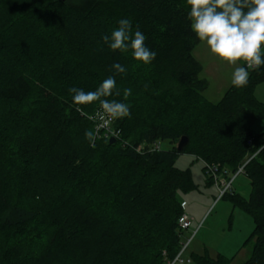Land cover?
<instances>
[{"label":"trees","instance_id":"trees-1","mask_svg":"<svg viewBox=\"0 0 264 264\" xmlns=\"http://www.w3.org/2000/svg\"><path fill=\"white\" fill-rule=\"evenodd\" d=\"M13 1L15 12H0V264L173 262L187 232L178 226L181 196L197 190L190 169L175 167L181 155L203 164L207 186L218 188L243 168L249 199L229 191L218 202L252 219L249 256L240 264H264V133L252 129L264 121L254 95L264 64L248 69L245 87L231 85L212 103L193 56L200 40L187 0ZM121 19L147 37L156 53L150 63L135 60L131 48L113 51L104 43ZM116 63L126 71L116 72ZM109 76L120 95L103 99L130 110L115 121L114 145L95 135L89 119L99 101L77 106L69 92H93ZM124 89H131L127 99ZM182 137L187 144L177 151ZM190 258L234 260L207 251Z\"/></svg>","mask_w":264,"mask_h":264},{"label":"clouds","instance_id":"clouds-1","mask_svg":"<svg viewBox=\"0 0 264 264\" xmlns=\"http://www.w3.org/2000/svg\"><path fill=\"white\" fill-rule=\"evenodd\" d=\"M190 7L188 17L192 31L197 38L205 42L210 52L230 65L243 61L246 67H236L232 73L231 83L237 88L245 87L249 82V71L258 70L264 64V0H187ZM147 37L140 31L133 32L132 22L121 19L111 35L103 37L110 49H132L135 60L147 64L155 59V51L146 44ZM112 68L118 73L126 71L119 63ZM114 77L109 76L93 92H85L79 88H70L73 103L77 106L88 105L99 101L102 116L109 120L130 115L129 106L117 100L103 99L112 95L119 96ZM131 94V89H124V98ZM77 110H80L79 108ZM91 142L93 131L85 133Z\"/></svg>","mask_w":264,"mask_h":264},{"label":"rangeland","instance_id":"rangeland-1","mask_svg":"<svg viewBox=\"0 0 264 264\" xmlns=\"http://www.w3.org/2000/svg\"><path fill=\"white\" fill-rule=\"evenodd\" d=\"M18 2L7 0L5 4L0 5V12L6 8L12 9L15 12V7L19 5ZM193 56L203 68L199 78L206 80L209 84L208 88L203 92V96L212 103L219 102L224 93L232 85V73L235 68L245 66L243 61L237 62L236 65H230L220 60L210 52L206 43L202 41L196 47ZM255 98H258L259 101L262 99L259 94H256ZM252 129L258 134L264 133V121L253 123ZM13 132L14 130L11 128L4 132V134H12ZM144 147V145H141L138 147V150L142 151ZM161 148L167 150L170 149V146L168 143H162ZM175 167L180 170L190 169L197 190L181 196V201L183 202L184 210L191 213L197 220L202 218V222L200 221L201 225H198L200 223L199 221L198 223L194 222L192 228L185 233L182 244H185L187 239L200 226L196 236L188 246L183 260L191 259L190 256L192 254L203 255L204 252L199 254L200 252L197 251V247L202 248V242H204L209 248L207 252L210 257L215 258L220 254L226 256V258H234L232 264H240L246 261L250 248H245L244 244L254 228L252 219L244 212L235 209L234 221L232 219L230 220L228 214L234 209L232 204L227 200H221L217 205L219 197L218 189L216 185L207 186L205 184L206 177L202 171L203 164L200 161H197L192 156L181 155L177 159ZM235 181L232 184L231 192H235ZM28 206L31 208L36 207L32 202H29ZM242 249L243 251L240 252ZM217 250L218 252H216ZM192 264L195 263L192 262Z\"/></svg>","mask_w":264,"mask_h":264},{"label":"built area","instance_id":"built-area-1","mask_svg":"<svg viewBox=\"0 0 264 264\" xmlns=\"http://www.w3.org/2000/svg\"><path fill=\"white\" fill-rule=\"evenodd\" d=\"M91 121L94 122L95 124V134L100 135L102 134L104 138L107 140L110 139H115V141H118L120 139V130L116 128L115 126V121L114 120H109L106 115L102 116L101 114V109L99 108L96 113L89 118ZM154 149L156 151L160 150V146L155 145ZM209 171L211 174L216 177V169L213 167H210ZM243 175V168L239 169L236 174L229 180V181H222L219 180V187L218 192H219V197L218 200L221 199L227 192H229L232 188V184L234 181L237 179L238 176ZM218 182V181H217ZM183 206V205H182ZM178 226L184 230V231H189L192 228V220L190 217L184 213L179 219H178ZM200 226L193 232L191 237L187 239V242L183 244L182 249L176 256L173 262L169 264H192L191 259H187L186 261L183 260V256L186 253V250L188 249V246L196 236V233Z\"/></svg>","mask_w":264,"mask_h":264},{"label":"crops","instance_id":"crops-1","mask_svg":"<svg viewBox=\"0 0 264 264\" xmlns=\"http://www.w3.org/2000/svg\"><path fill=\"white\" fill-rule=\"evenodd\" d=\"M255 95L256 94H259L261 97H262V99H260V101H259V99H258V101L259 102H261V103H263L264 102V83H262L261 85H259V86H257L256 87V89H255V93H254ZM264 104V103H263ZM255 132V131H254ZM256 133V132H255ZM235 183H236V187H235V194H238V195H240L242 198H244V199H249V196H250V193H251V186H250V181L244 176V175H240V176H238L237 177V179H236V181H235ZM221 201H219L218 203H217V205L220 203ZM216 205V206H217ZM237 210V209H236ZM234 212H235V209H233V211L231 212L230 211V214H228L229 215V217H230V219H232V221H234ZM185 213L190 217V219L192 220V223H194V222H197L198 223V221L200 222L201 220H202V218H200V219H196V218H194L193 216H192V214L191 213H189L187 210H185ZM206 213V212H205ZM233 215V217L231 218V216ZM229 217H228V219H229ZM202 222V221H201ZM201 222L198 224V225H201ZM205 224V223H204ZM233 224V223H232ZM232 229V228H231ZM253 230V229H252ZM208 247H207V245H206V243H204V242H202V248L200 247H197V251H199L200 253L199 254H202L203 252L205 253L206 251H208ZM243 251V249L242 250H240V252H242ZM216 252H218V250L216 251ZM215 252V253H216ZM220 253H222L221 251H220ZM223 254V253H222ZM198 255V254H197ZM226 257V256H225ZM214 258V257H213ZM228 258V257H227ZM233 263V262H232Z\"/></svg>","mask_w":264,"mask_h":264},{"label":"water","instance_id":"water-1","mask_svg":"<svg viewBox=\"0 0 264 264\" xmlns=\"http://www.w3.org/2000/svg\"><path fill=\"white\" fill-rule=\"evenodd\" d=\"M187 141H188L187 137H182L180 139L179 143L177 144V147H176L177 151H181L183 149V147L187 144ZM115 142L116 141L113 138L109 140L110 145H114Z\"/></svg>","mask_w":264,"mask_h":264},{"label":"bare ground","instance_id":"bare-ground-1","mask_svg":"<svg viewBox=\"0 0 264 264\" xmlns=\"http://www.w3.org/2000/svg\"><path fill=\"white\" fill-rule=\"evenodd\" d=\"M197 234V233H196Z\"/></svg>","mask_w":264,"mask_h":264}]
</instances>
